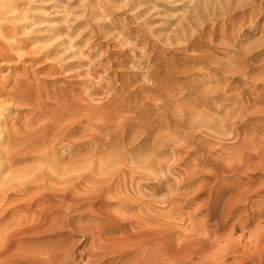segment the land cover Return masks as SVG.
<instances>
[{
  "label": "rangeland",
  "instance_id": "obj_1",
  "mask_svg": "<svg viewBox=\"0 0 264 264\" xmlns=\"http://www.w3.org/2000/svg\"><path fill=\"white\" fill-rule=\"evenodd\" d=\"M3 1H5V0H2V2ZM6 1L7 2L10 1L9 3H13V4L16 2H20L21 4L17 8L18 10H15L14 12L9 13L7 8H3L0 10V44H4V45L16 44V40H19V39L33 40L34 37L41 36L42 33L41 32L38 33L40 30L45 29L46 27H49V26H54L55 24H62V25L64 24V25L71 27V29H72L71 33H73V36L71 38L68 36L65 38V36H63L61 38H65V39H62V40L69 42V39H70V41H72L71 39H73V42H74V40H76V37H77V39L79 37L80 40L78 39L76 42H74V44L75 43L77 44L80 41L85 42V43L81 42V45L78 47L79 49L81 47L83 49L85 48L86 50L91 49L92 51L97 52V54L94 53V55L91 57L89 54L86 53V55H88L89 58H88V56H85V57L82 56L83 58L78 56L79 58H82V59H79V58H77V56H76V58L74 56L73 57L74 60L84 61V62L88 63V62H90V60H93V61L96 60V58L98 61H100L103 57L104 66L109 67L110 70L106 71L105 73H101V74H102V76H103V74L109 75L110 78H112L116 81L117 85L121 86L119 88L117 87V92H119L122 97L126 98L129 95V91L131 90V89H129V87L125 91L123 90V88H124L123 83L127 82V80L129 82V79H130L134 85H136L139 82L152 84V79L146 80L143 76V73L146 74L148 72V70L150 71V69L152 70V69H154V67H156L158 69L163 70L162 73H160V75H159V79L157 78L158 82H161L162 80L167 79V78H165L166 72H169L172 69V67L174 66V63L176 62V65L179 66V69H177L178 75H176L177 72L172 73L173 75L170 74V78H169V80H166L167 81L166 84H168L167 85L168 90L173 92V89H175L174 93L176 94V96L174 93L171 92L172 95L174 94L173 97H176V98L179 97V99L183 100V101L181 100V103H180L178 98L175 99L176 104L174 101L172 107H169L170 110L168 109V107L167 108L166 107H158V109L156 107V111H158L157 115L155 114V112H156L155 107H151V109H150V107L144 108V110H146V109L147 110L145 112L144 111L140 112V113H142V115H144V117L141 116L140 113L137 114L138 116H140V118H138L137 115L134 116L135 114H133L134 113L133 112L132 113L133 116H132V114L131 115L129 114L130 115L129 121L133 117H135V119L134 118L132 119L133 122H128L126 124V128H125V126L123 128L122 124H120L118 127H117L118 124L116 126L113 125L114 128L112 127L113 129L108 132L109 135H107V133H106L105 138L103 137V139H102V143L108 141L107 139H109V141L105 143V144H109V145H104L105 147L106 146H108V147L107 148L102 147L103 149L101 148V150L105 149V152H107L108 154L114 153L113 154L114 156H116L118 154L117 157L118 156L119 157H121V156L125 157V155L130 157V155L133 154L131 156L137 157V158L140 156L139 158H143L144 155H146L145 157H147L148 155H149L148 157H152V156L156 155L157 157L156 156L154 158L152 157V159L156 158L155 161H157V163H158V165L155 166V168L156 167L157 168H156L154 176H159V175L160 176L155 177V179H154L155 182L152 179L151 180L150 179H142L143 182L140 180V182H142L143 184L141 183L142 185H140L139 187L142 188L144 186L142 189H145V190H142L140 188V190H139L140 193H138L140 195L131 193L132 196L129 197L127 194L126 195L125 194L120 195V193L115 191V190L119 189L118 186L120 184H123V181L127 178L125 175H128V182H129L130 181V178H129L130 175L127 173L125 175H122L123 177L121 176L119 178H116L114 180V183L112 184V188L110 190L106 191L107 193L106 192L104 193L103 197H105V200H104V198H102L103 200L98 199V200H92L91 202L83 201V202H81V204H83V205H81V207H79L80 204L77 205L78 207L75 206L72 209L73 210L72 212H71V210L70 211H65V210L59 211V210H57V212H54L55 217L52 214L53 218H52V215L50 216V218H52L54 220L57 216V220L59 219V221H57V222H59V223H62V221L64 222L66 219H68L66 223L69 222V224H68L69 226L66 224V226H64V227H66L65 229H64V227H62V229L60 228V229L55 230L56 232L54 231V233L53 232L44 233L43 235H41V238L38 241L33 242L32 244H35V245L38 244V246H40L42 249H45L47 251L55 248V246L56 247L58 246L57 247L58 249H60L64 246V248H67V249L65 251V249L63 248V250H64V252H67L68 256L70 255L69 256L70 258L66 259L63 256V258H65V259H63L61 257V259H60L61 264H62V262H63V264H73V263L74 264H80L78 262H81V264H84L85 262L86 263L89 262L90 257L87 255L88 254L87 252L91 248V242H92L91 235H92V233L96 232L97 229L99 230V229L106 227V226H112V223L114 221H118L123 216L122 219L124 218V220H122V219L119 220V222L124 221L123 224L127 225L124 228H122L123 231L126 230L127 232H129V231L138 230L139 227L135 228L136 226H138L137 222L138 221L140 222V219L144 215L148 214L147 216L150 217L151 219L153 218V216H155L151 220L152 224L154 223L152 221H156V219L159 218L158 219L159 222L154 223L155 226L150 224V227L152 229L156 228L155 231L158 229L157 232L162 233L163 230L167 229V232H168V229L170 228L169 232H171V234H169V235L171 237L170 236L169 237H170V240L173 239V240H171L173 242L172 243L173 249H177L175 247H176V245L178 247L179 243H180L179 244V246H180L181 244L188 242L187 244H189V245L185 244V245H187V248H189V249H187L189 251L188 254L190 255L191 253H193L192 255H194V256L190 255L191 261L189 260V261L185 262L184 264H186V263H188V264H206V263L207 264H209V263L218 264V263H220V261L218 262V260H220L219 258H221V257H223L222 262L224 264H240V262L244 258L247 259V261L251 260V258L248 257V255H250V256L253 255V254H251V252L253 253V251H254V249H253L254 247L252 245L255 242L254 235H257L260 232L262 237L264 238V216H262V215H264L263 214L264 212H262V211H264V170H263L264 167L262 166V167H260L261 168L260 169V168H256V166H253L250 169H248V171L244 170L245 172L243 170L238 171V169H236V170H233V171H235L233 173H232V170H230V167H232L234 169L236 167L240 168L241 166H239V165H241L242 163H244L246 161L251 162V160L254 158L251 155H255L256 154L255 152H257V154L260 153V155H262L261 153H264V150H263L264 149V143H263L264 142V124H263L264 123V111H263L264 103H262V102H264L263 101L264 100V81H263L264 79L263 80L261 79V77L264 78V72H263V68H262V67H264V62H262V60L264 61V58H263L264 54L262 53V52H264L263 51L264 50V46H263L264 45V37H263L264 36V11H263L264 10V8H263L264 7V0H244V1L243 0H232V1L222 0V2H219L220 0H63V1H60V0H6ZM232 2H234L233 5H231ZM0 3H1V0H0ZM51 3H52V5H51ZM55 3H57V4H55ZM261 4L263 6H260ZM252 5H254V6H252ZM59 9H60V11H59ZM245 9H246V12H245ZM23 10L25 12H23ZM257 10H258V12H257ZM235 12H237L238 14ZM241 12L242 13L244 12V14H242ZM230 13L232 14V17L233 16H235V17L231 18ZM234 13H235V15H233ZM245 13H247V18L248 19L250 18V20L245 18L246 17ZM56 14H59V16ZM225 15H228V16H225ZM25 16H29V17H25ZM237 16H239V17H237ZM241 16H242V18H241ZM24 17H25V20L23 19ZM233 19L235 21H233ZM253 20L256 22H254ZM227 21H229V24ZM230 21H231V23H230ZM250 21H252L253 24ZM56 22H58V23H56ZM215 22L217 24H215ZM48 23H49V26H48ZM193 23L195 26L192 25ZM202 24L205 25L203 27L206 30L204 28H202V26H201ZM213 24H215V25L213 26ZM219 24H221L222 27H224V29L223 28H220L221 30L218 29ZM225 24H228V25H225ZM230 24H232V25H230ZM238 24H239V27H238ZM22 26L27 27L26 28L27 31L25 30L26 32L24 31L25 32L24 34L20 33L17 36H15L14 34L16 32H15L14 28L18 29V27H22ZM227 26H230L232 28H230V27L228 28ZM201 28L205 31H203ZM183 29H184V31H182ZM199 29H201V31H202L201 33H200ZM84 30H85V33L83 35L82 32H84ZM197 30L199 31V33L196 32ZM207 30H208V32H207ZM210 30L214 31L213 34L217 31L216 36H215V34L213 35L212 32H210ZM224 30H226V32L228 31L227 32L228 34L225 33ZM185 31H187V33ZM230 31H232V32L229 33ZM193 32H195V34ZM218 32H219V35H217ZM220 32H222V35ZM2 33L6 34V36L8 37L7 38L8 40H6L4 37H2ZM80 33H81L82 37H80L81 36V35H79ZM188 33H189V35H187V37H186V34H188ZM176 34H178V36ZM192 34H193V36H195V38L192 36ZM207 34L209 35V36H207L208 39H206L207 37H205V35H207ZM13 35L17 38H11ZM85 35H86V37H85ZM199 35L202 38H200ZM210 35H212L213 37L211 38ZM179 36H180V38L182 36V38L179 39ZM221 36H223V37H221ZM228 36H229V38H228ZM217 37H218V39H217ZM61 38L59 39V41H62ZM199 38H200L199 41H201V43L198 41ZM169 39H173L172 40L173 42L169 41ZM183 39H185V40H183ZM188 39H191V40L194 39L192 42L193 47L191 46V48L188 49V52L182 53L183 55L180 56V58L174 59V61H171L168 59L166 61H164L163 60L164 56H162V59L160 60L161 47H172V45H170L171 43H173V44L177 43L178 44L179 42H177V41H181V40L183 42H180V43L185 44L184 41H188ZM195 39L197 40L196 42H195ZM202 39L204 41H202ZM224 39H226V40H224ZM120 40L122 42H120ZM50 42L54 43V41H50ZM50 42L45 43V45L48 46ZM119 42L123 45L122 47H121ZM17 43H18V41H17ZM52 43H50V44L52 45ZM56 43H58V42L56 41ZM56 43H54V44H56ZM195 44H197V46H195ZM198 44H200V45H198ZM45 45H44V43L38 44V46H40V47H43ZM67 45H69V44H67ZM38 46L37 45L33 46L31 43V44H29V46L25 47L24 50H21V51L24 53H29L31 51V49H34L33 51H37V49L39 48ZM123 47L126 50H124ZM131 47H135L136 50L131 48ZM198 47H200L199 50L196 49ZM29 48H31V49H29ZM62 48L65 49L66 46L62 47ZM192 49L193 50L195 49L197 51H195V50L193 51ZM73 50L75 52V49H73ZM76 50H77V48H76ZM91 50H89V51H91ZM21 51H18V53ZM8 52L11 53L12 51H8ZM123 52H126V53L124 55H122ZM134 52L138 54V57L143 56L144 62H139L138 61L139 59H137V58H135L133 60V55L135 54ZM241 52L243 54H241ZM247 52L250 53L249 56L250 55L251 56L248 57L249 60L247 61V63H246V61H245V63H243L244 61L241 59H243V58L245 59V56L247 58ZM253 52H255V53L253 54ZM16 53H14V52L11 53V55L15 58V59H13V61H10V62L9 61H5V62L0 61V66L3 65L6 68H8L6 71L0 72V74H1L0 76L1 77L2 76L6 77L9 75L11 76L9 86L12 85L11 83H13L14 79H15L14 73L11 71L12 67H14L16 65V63L18 62L17 60L20 57V54L18 56V54H16ZM238 54L240 55V57H235L236 55L239 56ZM261 54H263V55H261ZM242 55H244V56L241 57ZM258 55H260V56H258ZM25 56H27V54ZM234 57H235V59L238 58L239 60L242 61V63L240 61V63L242 65H240V63L238 64V66L240 65L239 70H236V66H234L235 64H237L236 61L238 60V59L235 60ZM87 58H88V60H87ZM84 59H86V60H84ZM117 59L124 63V67L114 65L113 61L117 60ZM232 59H234V60H232ZM260 59H261V62H260ZM257 60L259 62H257ZM234 61H235V64H234ZM49 62H51V59ZM17 66L19 67V69L17 70L18 73H21V75L24 74V72L22 71V66L21 67H20V65H17ZM110 67H112V68H110ZM220 67H222V68H220ZM183 68H185V70ZM218 68H220V70ZM229 68H230V70L232 69L233 71L231 70L228 73L227 70H229ZM243 68L246 69V71L243 70ZM259 68H261V69H259ZM141 69H143V70H141ZM146 69H147V71H146ZM221 69H224V70L221 71ZM234 69L236 71H234ZM186 70L188 72H186ZM258 70H261V71H258ZM137 71L139 73H141L140 71H142V74H140V76L135 77L134 74L137 73ZM244 71H245V74L241 75V73H244ZM253 71H255V72H253ZM191 72H193V73H191ZM231 72H233V73H231ZM236 72H240V73L238 74ZM246 72H247V74H246ZM230 73L233 75H230ZM253 73H255V74H253ZM259 74H262L263 76L262 75L260 76ZM86 76L87 75H80L79 76L80 79L84 77L85 78V79L83 78L84 80L83 79L80 80L79 77L75 78V80L79 81L80 83L79 84H73V87H71V88H69L70 86L68 84L64 83V82H66L64 80L61 82L56 81V80L55 81L54 80L53 81L48 80L47 83L46 82L41 83L40 86L43 90H50L53 92V89H54L53 85H56L57 87H66L67 89L69 88L68 90L73 91V94H75V95H81V94L89 95V93H90L89 90L91 87H93V81H97V80H95L93 77H90V76L86 77ZM40 77H42V75H40ZM162 77L164 79H161ZM136 79L138 82L136 81ZM86 80L88 81V83L85 82ZM145 80L148 82H146ZM143 81H145V82H143ZM56 83H58V84H56ZM169 85L170 86L173 85L175 88H173V86L169 87ZM6 86H8V83L6 84ZM77 86H79V87H77ZM84 86H87V87H84ZM220 88H221V90H220ZM178 92H181V94L183 92V94L180 95V93H179V95H178ZM91 94H93V93H91ZM202 95H203L204 99L202 98ZM93 96L94 97L97 96V98L93 99ZM198 96H200V97H198ZM239 96H244V98L248 101V104L250 106H252L248 113L243 114L244 116L243 115L239 116V111L236 110V108H237V106H236L237 101L236 100L238 99ZM91 97H92L90 99L91 101H93V100L97 101V99H99V96L95 95V94L91 95ZM206 97H207V99H206ZM257 98H259V99H257ZM260 98H261V101H260ZM256 99L258 101H256ZM0 100H1V98H0ZM159 101L160 100H158V101L154 100V102L156 104H160L161 101L160 102ZM253 102H255V103H253ZM178 107L180 108V110L178 109ZM1 108H9V107L8 106L3 107V105L1 107V104H0V109ZM48 108L47 109L51 112V111L56 110L54 108H57V107L55 106V107H48ZM167 109H168L169 113L166 112ZM176 110L177 111L179 110V111L177 112ZM152 111L154 112V114ZM161 111L165 112V114ZM252 111H253V113H251ZM175 112H176V114H173ZM258 112H260V113H258ZM19 113H20L19 111H11V110L10 111H5V110L2 111V110H0V129H1L0 132L2 133L1 134V140L2 141L0 142V149H2V150H6V147H7V141H8L7 140L8 139L7 130L9 131L12 128V125L14 122L13 120H15L18 116H22V113H20V114ZM178 113L180 116L178 115ZM234 113L235 114L237 113V114L235 115ZM249 113H250V115H249ZM150 114H151V116H149ZM226 115H229V116H226ZM145 116H147V118ZM155 116H157V117H155ZM181 116H182V118H181ZM201 116L203 118H201ZM249 117H250V119H249ZM137 118H138V121H137ZM156 118H157V120H156ZM161 118H163V119H161ZM193 118H194V120H193ZM139 119H140V121H139ZM160 119L164 120V121H161ZM229 119H231L232 121H230ZM147 120L151 121V123L149 121L148 122L150 124L148 122H146ZM242 120L244 123L242 122ZM159 121H161V123ZM173 121H175V122H173ZM198 121H200V122H198ZM138 122H139V126H138ZM172 122L176 123V124H173ZM219 122L224 124V125L220 124ZM130 123H132V124L130 125ZM145 123H148V124H145ZM171 123H172V125H171ZM180 123L181 124L183 123L182 125H183V127L185 125L186 129H185V127L184 128L182 127L179 131V125H180V127L182 126ZM161 124H162V126H161ZM186 124H188V125H186ZM232 124H234V125H232ZM84 125L83 124L79 125V129L76 132H73V151H71V149L67 145L68 143H65L63 141H61L62 144H60L61 142L58 143L55 152L57 155H59L58 156L59 158L61 157L65 160L64 163L62 164L63 167L69 165V164H67L69 162V160H68L69 156L70 157L75 156V157H73V162H74L79 158L78 154L84 153L85 155H87L88 151H90L92 149L91 148L92 145L88 142L89 135H90V134L88 135V133H91V131H89V130L85 131V128L87 125H85V126ZM166 125H170L171 127L166 126ZM211 125H212V127H211ZM232 126H234L237 129H235ZM146 127L148 129L150 128L149 129L150 131L147 130ZM2 128H3V130H2ZM127 128H129V129H127ZM143 128H145V129H143ZM228 129H229V131H228ZM234 129H235V131L238 130V132L235 133ZM129 130H130V132H128ZM151 130H152V132H151ZM160 130L162 131V133L165 132L164 134H161V135H162L163 139H165L166 142L167 141L169 142L170 145L169 144L166 145L168 149L165 148L164 146L161 148L163 150L166 149L167 152H164V154L160 153L159 155H157L158 153L157 154H155V152L153 153V145L155 144V139H154V138H156L155 133H156V135L157 134L159 135L161 133ZM115 131L118 133H116ZM142 131H145V133ZM110 132H112V133H110ZM136 132H138L137 133L138 136H142L140 139H138L139 137L137 136ZM146 132H148V133H146ZM181 132H183V133H181ZM221 132H223L222 133L223 135H221ZM232 132L234 133V135L232 134ZM115 133H116L115 138L113 137V139H111L112 137L110 136V134L115 135ZM151 133H153V134H151ZM216 133H217L218 138L216 137ZM145 134H149V135L151 134V136L145 135ZM168 134H169V136H168ZM224 134H226V135H224ZM231 134H232V136H231ZM238 134L241 135L242 137L239 136ZM252 134H253V136H252ZM165 135L167 136V139H169V138L170 139L167 140ZM107 136H109L111 138H108ZM214 136H215V138H214ZM220 136H223L224 138L220 137ZM225 136H226V138H225ZM116 137L118 138L117 140H116ZM246 137H248V138H246ZM232 138H233V140H232ZM235 138H237V139H235ZM224 140H225V142H224ZM245 141H247V142H245ZM257 142H260V143H257ZM221 143H223V145ZM230 143H231V145L232 144L233 145L230 146ZM234 143H236V145H234ZM262 143H263V146H262ZM226 144L229 145L230 147L229 146L227 147ZM168 146H171V147H168ZM260 146H261V148H259ZM173 147L174 148L176 147L179 151L177 149L173 150L174 149ZM219 149H221L222 151ZM243 149H244V151H243ZM40 150H42V149H40ZM114 150H115V152H114ZM240 150L242 151V153L241 152L239 153ZM253 151H254V153H253ZM151 154H152V156H150ZM242 155H243L244 159H242ZM245 157H247L248 160ZM240 158H241V160H240L241 162L239 161ZM249 158H251V160ZM263 158H264V155H263ZM74 159H76V160H74ZM230 160H232V161H230ZM223 161H225V162L223 163ZM39 164H40V162L31 160L29 162H26V165L24 163L20 166L23 167V165H24L25 168H28V167L31 168V167H36ZM161 165H163V167H164L163 170L160 168ZM221 165L223 166V169H222ZM165 166L166 167L168 166L167 169H169V167H170L171 168V169H169L170 171L169 170L166 171ZM24 167L23 168L19 167V168L24 169ZM255 168H256V170H253ZM251 169L253 171H251ZM82 172L83 171H81V170L75 171L73 169V175L75 173H78V174H75L76 175L75 177H77V175L80 176L79 174ZM142 172L146 173V170H143ZM162 172L164 174L163 176L161 174ZM236 172L239 174H237ZM234 173H236V174H234ZM242 173L245 175H243ZM8 174H9L8 172H5L3 174V177H2L3 179L0 178L1 179L0 180V186L2 185L1 183H4V179L8 176ZM165 174L166 175L168 174L167 178L169 179L166 182H165V178H164ZM94 177H100V176L96 175ZM122 178L124 180H122ZM160 179H161V181H160ZM119 180H121V181H119ZM156 180L160 181L161 185L163 182H165L166 184L163 183V185L165 184L166 186H168V189H167V187H165L163 185L160 186L159 185L160 182H158V181L156 182ZM79 181H77V187L78 188H75L73 190V196H75V194L77 196H81L82 195L81 193H83V195H84L85 194L84 191L87 192V190H88L87 187L92 188L94 186L93 183L95 182V180H93V179H88L86 181H81V180H79ZM144 181H147V182L145 183ZM86 183H88V184H86ZM91 183L93 186L91 185ZM117 183H118V185H116L117 187L114 186ZM147 183H152L153 188L146 187L144 184H147ZM78 184H80V185H78ZM84 184H86V185L84 186ZM169 185H170V187H169ZM82 187L84 188V190ZM163 187H164V190H163ZM91 188H89L88 191H91ZM166 189L169 191H167ZM37 190H38V192H36V194H34L33 192L31 193V191L35 192ZM240 190H242V191H240ZM23 192H24V194H23ZM23 192H19V193L15 194L13 196H10L9 198L4 200L3 208L5 210V207H6V211L8 209H9V211H7L6 213H2L3 215H0L1 217L5 216V214H8V213L11 214L9 216V219L17 217V216L30 217V216L35 215V212L37 210H39V208H43L42 205L40 206V205L36 204L32 210H30V211L26 210L25 211L24 208H26L27 205L32 202V199L25 198V196L27 197L26 194L31 193L28 196L33 198V199H36V197H33L32 194H34V196L37 195V197H39L41 195V191L39 192V189H36V190L33 189V190H29V192L26 190V193H25V191H23ZM78 192L81 195L78 194ZM141 192L143 194H141ZM151 192H153L154 195L151 194ZM240 192H242L243 194ZM8 193H9V191H8ZM147 193L152 195V196L150 195L152 198L149 196L150 197L149 202L147 201V200H149L148 195H147L148 198L144 197V196H146ZM164 194H165V196H164ZM21 195H22V197H21ZM234 195H235V198L237 199V201L235 200L236 201L235 207L236 208L239 207V209L236 210V208H235L233 210L234 212L231 215H229V218H227V221L224 225V228H220V232H219V228H218V230L216 228H217V226L219 227V225H217V224L219 223V221L223 217V215H221V214H223L225 212L224 208H223L226 206L225 201L227 202L228 198H230ZM242 195L244 196V198H240V197H243ZM18 197L19 198L21 197V200H23L24 202L23 201L20 202V200H17ZM116 197L118 200L116 199ZM131 197L136 198V200L134 199V201H133V199ZM119 198L121 199V201L119 200ZM142 198H144L146 201L143 200ZM165 198L167 199V202H169V203H167L165 201L166 200ZM246 198L248 199L247 203L245 202ZM124 199L126 200V202H123V201H125ZM151 199H153L155 201V203H153V205L151 203V202H153V200H151ZM6 202L9 204V206H8V204H6ZM9 202H14L15 205L16 204H18V205H16V206L12 205L14 203H9ZM132 202H134V203H132ZM135 202H136V204H135ZM137 202H138V204H137ZM140 202H141V204H140ZM156 202H157V204H156ZM25 203H27V204H25ZM168 204H169V206H168ZM23 205H24V208H21V206H23ZM142 205H145L144 207L146 208V210H145V208H143ZM148 205H150V206H148ZM156 205L159 207H157ZM165 205L168 207L166 208ZM133 206H134V208H132ZM244 207H245V209H244ZM87 208H88V210H87ZM155 208H157L158 210ZM170 208H172V210H170ZM227 208H228V206L225 209H227ZM138 209H139V211H138ZM147 209L149 211L148 213L146 212ZM159 209H161L162 211ZM167 209H169L168 214H167V211L165 212V210H167ZM103 210H104V212L107 211L106 214L109 212L110 215L106 216L104 212H101ZM140 210H142V212ZM81 211H85V212L81 213ZM247 211L250 213H248ZM58 212H60V213H58ZM69 212H71V214H70L71 216L73 215L72 216L73 219L70 215H69L70 218L67 216L69 214ZM134 212L135 213L137 212V213L134 215ZM153 212L156 215H154ZM251 212L254 214L252 217L253 219L250 218V222L248 221L249 223H246V225L244 223H241L240 221H242V219H243L242 222H245L244 220L249 218V215L252 214ZM98 213H100V215H98ZM56 214H60V215H56ZM63 214H64V216L62 217ZM131 215H133V217H135V219H137L138 221H135V219H133V217L131 218ZM136 215L138 216V218H136L137 217ZM139 215H140V217L142 216L140 219H139ZM159 215H161V216L159 217ZM207 215L208 216L210 215V216L208 217ZM239 215H240V217H239ZM257 215H259V216L257 217ZM108 216L109 217L111 216L110 218L113 221L111 219H109ZM113 216H115V217L118 216L117 219L118 218L119 219L115 220L116 218ZM167 216L168 217L170 216L169 218H171V219H169ZM219 216L221 218H219ZM165 217H166L167 222H168L167 225L169 226V221H170L171 227H168L167 225H165L166 227L164 225L162 226V224H164L163 221L166 220ZM242 217H244V218H242ZM2 218H4V217H2ZM2 218H0V220ZM143 218H146V217L144 216ZM150 218H148V219H150ZM174 218H177V219H174ZM208 218H210V219H208ZM256 218H258V219L260 218L259 221ZM9 219L7 218L6 220H9ZM238 219H240L239 222H237ZM70 220H72V222H74V223H71ZM171 220H174V221L171 222ZM229 220H231V221H229ZM178 221H180V222H178ZM125 222H127V223H125ZM181 222H183L184 224ZM54 223H56V219H55ZM77 223L79 225V229H78V225H77V228H74V225H76ZM114 223H116V222H114ZM237 223L238 224L240 223L239 226L241 228L238 226ZM156 224H159L162 227H159V226L157 227ZM181 224H182V227H181ZM241 224H242V226H241ZM67 226L68 227L72 226V229H71V227L68 228ZM262 226H263V228H260ZM81 227L83 229L85 227L86 231L80 230V229H82ZM91 227H95V228H91ZM87 228H89V229H87ZM160 228H163V230ZM154 229H153V231H154ZM254 229H255V231H252ZM262 229H263V231H262ZM233 230H235V231H233ZM91 231H93V232H91ZM217 231L219 232V236L221 235L220 236L221 238L220 237L217 238V236H218ZM249 231H252V232H249ZM256 231L257 232L259 231V232L256 234V233H254ZM71 232H73V233H71ZM205 232H207V233H205ZM222 232L225 233L224 235L227 236L226 237L227 239L224 238L225 236L222 235L223 234ZM84 233H86V236L84 235ZM88 233H89V235H87ZM232 233H234V234H232ZM242 233H243V235H242ZM244 233H246V235ZM248 233L254 234L253 236L251 234V236L254 237L253 241L250 242L251 245L249 244V241H248V240H251V238H250L251 236ZM207 234H209V237ZM215 234H216V236L213 237ZM54 235H56V236H54ZM188 235H189V237H188ZM196 236H199V238ZM192 237H194V238H192ZM175 238L178 240V244H176L177 240ZM184 238L185 239L188 238V241H186ZM207 238H209V239L207 240ZM212 238H214V239L212 240ZM215 238L217 240L218 239L219 240L217 241ZM238 238L241 240H239ZM248 238H250V239H248ZM180 239L182 240V242H179V241H181ZM196 239H197V241L195 242ZM200 239L202 240V243H200L201 242ZM210 241L211 242L214 241L216 244L214 243V245H212V243ZM237 241L238 242L240 241L241 243H238ZM174 242H176L175 243L176 245L174 244ZM209 242L211 244H209ZM74 243L76 244V246H73V245H75ZM61 244H63V245H61ZM158 244L161 247L163 243H158ZM71 245H72V247H71ZM185 245H183V246H185ZM202 245H203V248H202ZM208 245H212V246L216 245V247L215 248L213 247L212 250H211L212 247L209 249H206ZM189 246H191V247H189ZM261 246L263 247L264 243ZM48 247H49V250H48ZM185 248H186V246H185ZM247 248H249V249H247ZM120 249H122V247L121 248L117 247L118 252H121V254L123 256L118 252H117V254L113 253V254H111L112 256L110 255L109 257H107V258L112 257L109 261H107V262L104 261L106 263L103 262L101 264H143L144 261H145L144 262L145 264H151V263L152 264H156V263L157 264H159V263L165 264V262H166L165 260H164L165 262H162L161 256H163L164 254L163 253L161 254L162 251H160V254H159V251H155L156 248L151 249L150 250L151 252H149V253L147 252L148 254L152 253L153 255H158V257L155 258L156 262L154 261L153 256L150 257L147 254L144 256V258L143 257L140 258V260L141 259H143V260L136 261V260H138V258L136 256L138 252L135 250L136 248H134V247L127 249L128 250V251L126 250L127 252L124 250V253L126 255H124V253H122L123 251H119ZM73 250L75 252H73ZM190 250H191V252H190ZM222 250H224V251H222ZM61 251L62 250H60V252ZM68 251H70V252L68 253ZM245 251H247L248 253L250 252V253L247 254V253H245ZM197 252L199 254H197ZM209 252H212L211 255H213V256L212 257L210 256L211 257L210 259H211V261L215 260L214 262L213 261L211 262L210 260L206 261L207 259H209V255H210ZM82 253H83V255H82ZM202 253H203V255H202ZM72 254L75 257H73ZM76 254H78V255H76ZM114 254H116V255H114ZM246 254H247V256H246ZM205 255L208 256V258ZM114 257H115V259H114ZM216 257H217V259H216ZM224 257H225V259H224ZM150 258L153 259V261H151V260L147 261ZM216 260L218 263L216 262ZM67 261H68V263H67ZM76 261H78V262H76ZM64 262H66V263H64ZM170 263L176 264L174 261H172V262L170 261ZM166 264H167V262H166ZM246 264H251V262L249 261Z\"/></svg>",
  "mask_w": 264,
  "mask_h": 264
},
{
  "label": "bare ground",
  "instance_id": "obj_2",
  "mask_svg": "<svg viewBox=\"0 0 264 264\" xmlns=\"http://www.w3.org/2000/svg\"><path fill=\"white\" fill-rule=\"evenodd\" d=\"M60 1H63V0H60ZM232 1V0H230ZM229 1V2H230ZM244 1V0H243ZM10 2V1H9ZM7 2L6 0L2 2L1 0V3H0V10L3 9V8H7L9 13L10 12H14L15 10H18V6L21 4L20 2H16V3H9ZM48 2V1H47ZM219 2H222V0H220ZM224 2V1H223ZM247 2V1H246ZM254 2V1H253ZM257 2V1H256ZM263 2V1H262ZM54 3V2H53ZM58 3V2H57ZM55 3V4H57ZM234 2H232L231 5H233ZM23 4V3H22ZM52 5V3H51ZM69 5V4H68ZM250 6V5H249ZM254 6V5H252ZM257 6V5H256ZM260 6H263L262 4ZM230 7V6H229ZM24 8V7H23ZM264 8V7H263ZM241 9V8H240ZM249 9V8H248ZM262 9V8H261ZM26 10V9H25ZM53 11V10H52ZM60 11V9H59ZM248 11V10H247ZM264 11V10H263ZM23 12H25L23 10ZM22 12V13H23ZM31 12V11H30ZM228 12V11H227ZM245 12H246V9H245ZM258 12V10H257ZM261 12V11H260ZM7 13V12H6ZM237 13V12H235ZM235 13L233 15H235ZM242 13V12H241ZM25 14V13H24ZM23 14V15H24ZM27 14V13H26ZM62 14V13H61ZM231 14V13H230ZM238 14V13H237ZM244 14V12L242 13ZM246 14V17L247 18V13ZM48 15V14H47ZM59 16V14H56ZM259 15V14H258ZM137 16V15H136ZM225 16H228V15H225ZM230 16V15H229ZM249 16V15H248ZM261 16V15H260ZM25 17H29V16H25ZM25 17L23 18L25 20ZM231 18L235 17L233 16L232 17V14L230 16ZM239 17V16H237ZM251 17V16H250ZM53 18V17H52ZM58 18V17H57ZM242 18V16H241ZM238 19V18H237ZM244 19V18H243ZM248 19V18H247ZM252 19V18H251ZM23 20V21H24ZM218 20V19H217ZM216 20V21H217ZM225 20V19H224ZM232 20V19H231ZM250 20V18L248 19ZM258 20V19H257ZM27 21V20H26ZM40 21V20H39ZM58 21V20H57ZM192 21V20H191ZM220 21V20H219ZM233 21H235L233 19ZM243 21V20H242ZM245 21V20H244ZM254 21V20H253ZM214 22V21H213ZM222 22V21H221ZM220 22V23H221ZM225 22V21H224ZM223 22V23H224ZM228 24H229V21H227ZM252 22V21H250ZM256 22V21H254ZM58 23V22H56ZM197 23V22H196ZM231 23V21H230ZM237 23V22H236ZM240 23V22H239ZM200 24V23H199ZM215 24H217L215 22ZM213 24V26L215 25ZM222 24V23H221ZM219 24V27L218 29L220 28H223L222 25ZM228 24H225V25H228ZM234 24V23H233ZM253 24V22H252ZM256 24V23H255ZM46 25V24H45ZM54 25V24H53ZM194 25V23L192 24ZM232 25V24H230ZM4 26V25H3ZM37 26V25H36ZM44 26V25H43ZM48 26H49V23H48ZM78 26V25H77ZM195 26V25H194ZM202 28H204L203 26L205 25H201ZM221 26V27H220ZM200 27V26H199ZM207 27V26H206ZM217 27V26H216ZM228 28L230 26H227ZM238 27H239V24H238ZM237 27V28H238ZM241 27V26H240ZM27 27H18L17 28H14L15 29V36H17L18 34L22 33L24 34L27 30H26ZM79 28V27H78ZM77 28V29H78ZM192 28V27H191ZM201 28V29H202ZM208 28V27H207ZM232 28V27H230ZM4 29V28H3ZM13 29V30H14ZM89 29V28H88ZM87 29V30H88ZM200 30V33L202 32ZM205 29V28H204ZM214 29V28H213ZM234 29V28H233ZM26 30V31H25ZM90 30V29H89ZM180 30V29H179ZM203 30V29H202ZM206 30V29H205ZM203 30V31H205ZM221 30V29H220ZM227 30V29H226ZM225 31V33H227ZM25 31V32H24ZM184 31V29L182 30ZM181 31V32H182ZM223 31V30H222ZM233 31V30H232ZM232 31H230L229 33H231ZM235 31V30H234ZM14 32V31H13ZM42 33L41 36H38V37H34L33 40H28V39H19V40H16V44H10V45H4V44H0V61H13V59H15L11 53L14 52L16 54H20V57L19 59L17 60L18 62L16 63V65L14 67H12V72L14 73V76H15V79H14V82L11 83L12 85L9 86V82H10V79H11V76H6V77H1L0 76V104H1V107L3 105V107L5 106H8L9 108H1L0 110L2 111H19L20 113H22V116H18L15 120H13V125H12V128L8 131L7 130V133H8V141H7V147H6V150H2L0 149V178L3 177V174L5 172H8V176L4 179V183H1L2 185L0 186V215H3L2 213H6L7 211H9V209L6 211V207H5V210L3 208V202L5 199L9 198L10 196H13L19 192H23L25 191L26 193V190L29 192V190H36V189H39V192L41 191V195L39 197L34 196V194H36L37 191H31V193L33 192L34 194L33 197H36V199H33L31 197H29L28 195L30 194H26L27 197L25 196V198H29V199H32V202L29 203L27 205L26 208H24V205L21 206V208H24V210L26 211H30L33 209V207L38 204V205H42L43 208H39V210H37L35 212V215L33 216H30V217H25V216H17V217H14V218H10L9 219V216L11 215L10 213L8 214H5V216H2L4 218H2L0 216V218H2L0 220V264H59L60 263V259L61 257L63 258V256L68 259L70 258L67 254V252H64L63 248H60L58 249L56 246L55 248L53 249H50L49 250V247H48V250H45V249H42L40 246L35 245V244H32L33 242H36L38 241L40 238H41V235H43L44 233H50V232H53L57 229H62V227L66 226V224L68 225L67 220L66 219L64 222L62 221V223H59L57 221H59V219L57 220V216H56V223L55 222V219L53 220V215H54V212H57V210L59 211H70L71 212L73 211L72 209L76 206L78 207L77 205L80 204L79 207H81V202L83 201H86V202H91L92 200H98V199H102L104 198L105 200V197H103L104 193L108 190H110L112 188V184L114 183V180L116 178H119L121 177L122 175H125V174H129V178H130V181L128 182V175H125L126 179L124 180L122 178L123 181V184H120L118 186L119 189L115 190L117 192L120 193V195H123V194H127L129 197L132 196V194H138L140 193L139 190L141 187H139L140 185H142L143 183V180L142 179H152L154 180L155 177H159V176H154L155 175V171H156V168L155 166L158 165L156 158L155 159H152V157L154 158L157 154L159 155L160 153H163L164 152H167L166 149L163 150L161 149L163 146L165 148H167L166 145L169 144V142L165 141V139H163L162 135L161 134H164L161 133L157 136L156 133H155V136L156 138L155 139V144L153 145V153L155 152V156H152V154L150 156L152 157H145L146 155H144L143 158H137V157H133L131 155L133 154H129L130 157H128L127 155H125V157H117L114 156L112 154H108L107 152H105V149L104 150H101V148L105 147L104 145H109V144H105L106 142L109 141V139H107L108 141L106 142H103L102 143V139L103 137L105 138V134L112 130L114 127L113 125H117V127L122 124L123 125V128L125 126L126 128V124L128 122H133L132 119L135 117H133L130 121H129V116L133 113L135 114L134 116H136L138 113L142 112V111H146L144 110V108H147V107H155V111H156V107L158 109V107H172L173 105V102L175 101V99H179V97H173V95L175 94L174 93V90L173 89V92L168 90V87L166 84V80H169L170 78V74L173 75L172 73H175L177 72L179 69V66L176 65V62L174 63V66L172 67V69L169 71V72H166L165 74V78H167L166 80H160L161 82H158L157 78L159 79V75L160 73H162L163 70L161 69H158L156 67H154V69H150V71L148 70V72L145 74L143 73V76L146 80H150L152 79V84H147V83H135L136 85L133 84V82L129 79V82L127 80V82H124L123 85H124V88L123 90L125 91L126 89H131L129 91V95L125 98V97H122L121 94L119 92H117V87H121L119 85L116 84V81L112 78L109 77V75H104L102 76L101 73H105L106 71L110 70L109 67H106L104 66L103 64V57L100 61L97 60H90V62L86 63L84 61H76L74 60V56L76 58H79V57H85V56H88L86 55L89 54L90 57L94 55V53L97 54V52L95 51H92L91 49H83L80 47V49L78 48L80 45H81V42L80 41L79 43H75L78 39L76 37V40H74L73 42V39H71L72 41H70L69 39V42L65 41V40H62V39H65L67 36L68 37H72L73 36V33L72 32V29L71 27L67 26V25H62V24H55L54 26H49V27H46L45 29H42L40 30L38 33ZM180 32V31H179ZM187 33V31H185ZM196 32L199 33V31L197 30ZM208 32V30H207ZM206 32V33H207ZM210 32H213L212 30H210ZM217 32V31H216ZM216 32L214 33L215 36H216ZM85 33V30L84 32H82V34L84 35ZM87 33V32H86ZM195 34V32H193ZM205 33V34H206ZM221 35H222V32H220ZM234 33V32H233ZM238 33V32H237ZM236 33V34H237ZM28 34V33H27ZM88 34V33H87ZM185 34V33H184ZM213 34V35H214ZM228 34V33H227ZM226 34V35H227ZM235 34V33H234ZM12 36L11 38H17L15 36ZM81 35V33L79 34ZM178 36V34H176ZM188 34H186V37H187ZM197 35V34H196ZM203 35V34H202ZM219 35V32L218 34ZM225 35V36H226ZM65 36V38H61ZM191 36V35H190ZM189 36V37H190ZM193 36V34H192ZM198 36V35H197ZM209 36L208 34L205 35V37ZM230 36V35H229ZM228 36V38H229ZM232 36V35H231ZM2 37H4L6 40H8L7 36L5 33H2ZM1 37V38H2ZM82 37V35L80 36ZM86 37V35H85ZM175 37V36H174ZM185 37V38H186ZM195 38V36H193ZM200 37V35H199ZM204 37V36H203ZM210 37L212 38L213 36L210 35ZM219 37V36H218ZM217 37V39H218ZM223 37V36H221ZM264 37V36H263ZM61 38L62 41H59V39ZM114 38V37H113ZM182 38V36H181ZM180 36H179V39H181ZM202 38V37H200ZM200 38L198 39V41L200 40ZM210 38V39H211ZM215 38V37H214ZM213 38V39H214ZM32 39V38H31ZM68 39V38H67ZM119 39V38H118ZM174 39V38H173ZM173 39H169V41L173 42L172 40ZM197 39V38H196ZM195 39V42L197 41ZM208 39V37L206 38ZM231 39V38H230ZM80 40V39H79ZM168 40V39H167ZM185 40V39H183ZM187 40V39H186ZM194 40V39H193ZM193 40L191 39H188V41H184L185 44L183 43H180V42H183L182 40L181 41H177L179 42L178 44L175 43H171L170 45H172V47H161V57H160V60L162 59V56H164V61H166L167 59L168 60H171V61H174V59H177V58H180V56H182L183 54L182 53H185V52H188V49L191 48L192 46V42ZM212 40V39H211ZM216 40V39H215ZM226 40V39H224ZM232 40V39H231ZM15 41V40H14ZM18 41V43H17ZM50 41H54V43H56V41L58 43L54 44ZM202 41H204L202 39ZM52 43V45L49 43L48 46L45 45V43ZM116 42V41H115ZM120 42H122L120 40ZM119 42V43H120ZM187 42V43H186ZM194 42V43H195ZM201 43V41H199ZM214 42V41H213ZM34 46H38V44L40 43H44L45 46L43 47H40L38 46L39 48L37 49V51H33L34 49H31V51L29 53H24L22 52L21 50H24L25 47L29 46V44H31ZM82 43H85V42H82ZM89 43V42H88ZM69 44V45H67ZM74 44V45H73ZM87 44V43H86ZM168 44V43H167ZM182 44V45H181ZM88 45V44H87ZM90 45V44H89ZM121 47L123 46L121 43H120ZM169 45V44H168ZM167 45V46H168ZM174 45V46H173ZM200 45V44H198ZM65 49H63L62 47H65ZM125 46V45H124ZM195 46H197V44H195ZM264 46V45H263ZM129 47V46H128ZM193 47V46H192ZM77 48V50H76ZM124 48V47H123ZM133 49H135V47H131ZM195 48V47H194ZM200 47L196 48L199 50ZM75 49V52L74 50ZM83 49V50H82ZM130 49V48H129ZM12 51L11 53L8 52V51ZM91 50V51H89ZM124 50H126L124 48ZM131 50V49H130ZM136 50V49H135ZM193 50V49H192ZM195 50V49H194ZM193 50V51H194ZM255 50V49H254ZM261 50V49H260ZM18 51H21L18 53ZM134 51V50H133ZM192 51V52H193ZM197 51V50H195ZM201 51V50H200ZM240 51V50H239ZM242 51V50H241ZM264 51V50H263ZM252 52V51H251ZM23 53V54H22ZM126 52H123L122 55H124ZM135 53V52H134ZM255 52H253L254 54ZM264 54V52H262ZM27 54V56L25 55ZM30 54V55H29ZM241 54H243L241 52ZM250 53L247 52V58L245 56V59H241L243 60L245 63H247V61L249 60L248 57ZM261 54V55H263ZM14 55V54H13ZM239 55V54H238ZM79 56V57H78ZM244 55H242L241 57H243ZM260 56V55H258ZM82 57V58H83ZM204 57V56H203ZM235 57H240L239 56H235ZM234 57V59H235ZM263 57V56H262ZM82 58H79V59H82ZM89 58V56H88ZM87 58V60H88ZM137 58L139 59L138 61L139 62H144L143 61V56H140L138 57V54L135 53L133 55V60ZM145 58V57H144ZM264 58V57H263ZM51 59V62H49ZM197 59V58H196ZM232 59V60H234ZM238 59V58H237ZM235 59V60H237ZM262 59V58H261ZM261 59H260V62H261ZM78 60V59H77ZM86 60V59H84ZM132 60V61H133ZM241 60H237L235 64V61H234V66H236V70H239L240 69V65H242V61ZM48 61V62H47ZM159 61V60H158ZM198 61V60H197ZM196 61V62H197ZM241 61V63H240ZM3 62V63H4ZM151 62V61H150ZM233 62V61H232ZM257 62H259L257 60ZM262 62H264L262 60ZM114 65L115 66H123L124 67V63L119 61L118 59L117 60H114L113 61ZM161 63V62H160ZM240 63V65L238 66V64ZM172 64V63H171ZM17 65H20V67L22 66V71L24 72V74L21 75V73H18V69L19 67ZM231 65V64H230ZM248 65V64H247ZM262 65V64H261ZM158 66V65H157ZM238 66V67H237ZM255 66V65H254ZM260 66V65H259ZM18 67V68H17ZM133 67V66H132ZM183 67V66H182ZM227 67V66H226ZM262 67V66H261ZM112 68V67H110ZM222 68V67H220ZM220 68H218L220 70ZM263 68V72H264V67ZM8 68H6L5 66H0V72H4L6 71ZM114 69V68H113ZM185 70V68H183ZM217 69V70H218ZM251 69V68H250ZM254 69V68H253ZM261 69V68H259ZM143 70V69H141ZM224 70V69H221V71ZM232 70V69H231ZM230 68L228 71V73L231 71ZM234 69V71H236ZM242 70V69H241ZM243 70L246 71V69L243 68ZM113 71V70H112ZM123 71V70H122ZM145 71V70H144ZM147 71V69H146ZM183 71V70H182ZM226 71V72H227ZM233 71V70H232ZM245 71L244 73H241V75L245 74ZM248 71V70H247ZM258 71H261V70H258ZM11 72V73H12ZM141 73H139L137 71V73L134 74L135 77L137 76H140V74H142V71H140ZM185 72V71H184ZM186 72H188L186 70ZM224 72V71H223ZM225 72V73H226ZM243 72V71H242ZM255 72V71H253ZM133 73V72H132ZM181 73V72H180ZM183 73V72H182ZM193 73V72H191ZM221 73V72H220ZM227 73V74H228ZM233 73V72H231ZM230 75H233L231 74ZM236 73H240V72H236ZM259 73V72H258ZM184 74V73H183ZM247 74V72H246ZM255 74V73H253ZM1 75V74H0ZM40 75H42V77H40ZM64 75V76H63ZM80 75H87V76H90V77H93L95 80L97 81H93V87L90 88L89 90V95H86V94H81V95H75L73 94V91H70L68 90L69 88L73 87V84H79L80 82L75 80V78L79 77ZM163 75V74H162ZM178 75V72L177 74ZM181 75V74H180ZM235 75V74H234ZM260 76L262 74H259ZM86 76V77H87ZM121 76V75H120ZM245 76V75H244ZM252 76V75H251ZM263 76V75H262ZM89 77V78H90ZM99 77V78H98ZM259 77V76H258ZM84 78V77H83ZM81 78V79H83ZM139 78V77H138ZM172 78V77H171ZM80 79V77H79ZM78 79V80H79ZM80 79V80H81ZM85 79V78H84ZM83 79V80H84ZM120 79V78H119ZM135 79V78H134ZM133 79V80H134ZM161 79H164L163 77ZM222 79V78H221ZM259 79V78H258ZM261 79L263 80L264 78L261 77ZM48 80H56V81H66L64 83L68 84L70 87L67 89L66 87H57L56 85H53L54 86V89H53V92L50 91V90H43L40 86L41 83H47ZM90 80V79H89ZM93 80V79H92ZM143 80V79H142ZM145 80V81H146ZM157 80V81H156ZM137 81V79H136ZM143 81V82H145ZM257 81V80H256ZM264 81V80H263ZM59 82V83H60ZM83 82V81H82ZM85 82L88 83V81L86 80ZM91 82V81H90ZM138 82V81H137ZM148 82V81H146ZM8 83V86H6V84ZM177 83V82H176ZM58 84V83H56ZM171 84V83H170ZM133 85V86H132ZM173 85H169V87H172ZM79 87V86H77ZM84 87H87V86H84ZM173 88H175L173 86ZM172 90V89H171ZM221 90V88H220ZM181 91V90H180ZM183 91V90H182ZM174 93L172 95V93ZM177 92V91H176ZM222 92V91H221ZM88 93V92H87ZM95 95H98L99 96V99H97V101L93 100L91 101L90 99L92 98L91 95L93 94ZM182 95L181 92H178V95ZM218 93V92H217ZM185 94V93H184ZM208 94V93H207ZM219 94V93H218ZM186 95V94H185ZM194 95V94H193ZM192 95V96H193ZM216 95V94H215ZM176 96V94H175ZM185 97V96H184ZM200 97V96H198ZM219 97V96H218ZM97 98V96H93V99ZM196 98V97H195ZM202 98L204 99L203 95H202ZM255 98V97H254ZM184 99V98H183ZM189 99V98H188ZM200 99V98H199ZM207 99V97H206ZM259 99V98H257ZM256 99V101H258ZM154 100H160L161 103L160 104H156L154 102ZM181 100L182 99H179L180 103H181ZM185 100V99H184ZM191 100V99H190ZM193 100V99H192ZM209 100V99H208ZM159 101V102H160ZM183 101V100H182ZM201 101V100H200ZM237 101V108L236 110L239 111V116L240 115H243L245 113H248L249 110L251 109L252 106H250L248 104V101L244 98V96H239L238 99L236 100ZM260 101H261V98H260ZM264 101V100H263ZM178 102V101H177ZM208 102V101H207ZM194 103V102H193ZM251 103V102H250ZM255 103V102H253ZM260 103V102H259ZM264 103V102H262ZM175 104H176V101H175ZM192 104V103H191ZM195 104V103H194ZM198 104V103H197ZM201 104V103H200ZM259 105V104H258ZM57 107V108H54L56 110L54 111H49L48 107ZM192 106V105H191ZM196 106V105H195ZM15 107V108H14ZM193 107V106H192ZM258 107V106H257ZM48 108V109H47ZM165 108V109H166ZM195 108V107H194ZM254 108V107H253ZM16 109V110H15ZM149 109V108H148ZM149 109V110H150ZM160 109V108H159ZM163 109V108H162ZM168 112L169 113V111ZM178 109L180 110V108L178 107ZM192 109V108H191ZM52 110V109H51ZM153 110V109H152ZM170 110V109H169ZM178 110V111H179ZM197 110V109H196ZM253 110V109H252ZM154 111V110H153ZM152 111V112H153ZM177 111V110H176ZM177 111V112H178ZM264 111V109H263ZM148 112V111H147ZM157 112H155V114L157 115ZM163 112V111H161ZM237 112V111H236ZM19 113V114H20ZM165 114V112H163ZM172 113V112H171ZM196 113V112H195ZM198 113V112H197ZM253 113V111L251 112ZM260 113V112H258ZM130 114V115H129ZM132 114V116H133ZM141 116L144 117V115H142V113H140ZM139 114V115H140ZM145 114V113H144ZM154 114V112H153ZM161 114V113H160ZM173 114H176L173 113ZM235 114V113H234ZM237 114V113H236ZM235 114V115H236ZM167 115V114H166ZM165 115V116H166ZM179 115V113H178ZM184 115V114H183ZM197 115V114H196ZM247 115V114H246ZM250 115V113H249ZM260 115V114H259ZM138 116V115H137ZM151 116V114L149 115ZM180 116V115H179ZM226 116H229V115H226ZM244 116V115H243ZM255 116V115H254ZM147 118V116H145ZM153 117V116H152ZM151 117V118H152ZM157 117V116H155ZM173 117V116H172ZM234 117V116H233ZM138 118H140V116H138ZM138 118H137V121H138ZM154 118V117H153ZM182 118V116H181ZM201 118H203L201 116ZM206 118V117H205ZM145 119V118H144ZM163 119V118H161ZM160 119V120H161ZM184 119V118H183ZM234 119V118H233ZM240 119V118H239ZM250 119V117H249ZM143 120V119H142ZM153 120V119H152ZM155 120V119H154ZM157 120V118H156ZM155 120V121H156ZM186 120V119H185ZM194 120V118H193ZM205 120V119H204ZM230 121H232L231 119H229ZM237 120V119H236ZM140 121V119H139ZM149 120H147L146 122H148ZM161 121H164V120H161ZM161 121H159L161 123ZM222 121V120H221ZM144 122V121H143ZM151 123V121H149ZM148 122V123H149ZM175 122V121H173ZM172 122V123H173ZM181 122V121H180ZM200 122V121H198ZM224 122V121H223ZM243 122V120H242ZM148 123H145V124H148ZM149 123V124H150ZM158 123V122H157ZM165 123V122H164ZM171 123V125H172ZM178 123V122H177ZM196 123V122H195ZM220 123V122H219ZM227 123V122H226ZM244 123V122H243ZM81 124H85L87 125L86 128H85V131H91V133H88L89 135V140L88 142L92 145V149L90 151H88V154L85 155L84 153L83 154H78L79 155V160L77 159H74L76 161L73 162V157L75 156H69V162L67 164V166L63 167V163H64V159L63 158H59L55 152L56 148H57V145L59 142L63 141L65 143H68L67 145L69 146V148L71 149V151H73V132H76L78 129H79V125ZM132 123H130L131 125ZM153 124V123H152ZM163 124V123H162ZM161 124V126H162ZM166 124V123H165ZM164 124V125H165ZM173 124H176V123H173ZM179 124V123H178ZM177 124V125H178ZM181 124V123H180ZM183 124V123H182ZM181 124V125H182ZM189 124V123H188ZM186 124V125H188ZM209 124V123H208ZM222 124V123H220ZM264 124V123H263ZM84 125V126H85ZM154 125V124H153ZM176 125V126H177ZM202 125V124H201ZM224 125V124H222ZM234 125V124H232ZM138 126H139V122H138ZM166 126H169L171 127L170 125H166ZM196 126V125H195ZM200 126V125H199ZM204 126V125H203ZM113 127V128H112ZM136 127V126H135ZM142 127V126H141ZM145 127V126H144ZM174 127V126H173ZM183 127V125L180 127L179 125V131L180 129ZM185 127V125H184ZM183 127V128H184ZM198 127V126H197ZM210 127V126H209ZM212 127V125H211ZM230 127V126H229ZM234 127V126H232ZM81 128V127H80ZM83 128V127H82ZM122 128V129H123ZM168 128V127H167ZM178 128V127H177ZM176 128V129H177ZM189 128V127H188ZM199 128V127H198ZM222 128V127H221ZM228 128V127H227ZM231 128V127H230ZM235 128V127H234ZM129 129V128H127ZM142 129V128H141ZM145 129V128H143ZM147 130H149L147 127H146ZM186 129V127H185ZM237 129V128H235ZM234 129V131H235ZM254 129V128H253ZM1 130V129H0ZM3 130V128H2ZM146 130V131H147ZM154 130V129H153ZM156 130V129H155ZM197 130V129H196ZM226 130V129H225ZM114 131V130H113ZM150 131V130H149ZM148 131V132H149ZM229 131V129H228ZM232 131V130H231ZM256 131V130H255ZM116 132V131H115ZM124 132V131H123ZM122 132V133H123ZM130 132V130L128 131ZM145 133V131H142ZM146 132V133H148ZM152 132V130H151ZM154 132V131H153ZM190 132V131H189ZM238 132V130L235 131V133ZM254 132V131H253ZM112 133V132H110ZM114 133V132H113ZM118 133V132H116ZM116 133L115 135H111L110 136L112 137H109L107 136L108 138H111L113 139V137L115 138L116 136ZM138 132H136L137 134ZM183 133V132H181ZM219 133V132H218ZM223 132H221V135ZM226 133V132H225ZM1 132H0V142L2 141L1 140ZM125 134V133H124ZM123 134V135H124ZM153 134V133H151ZM151 134H145V135H149L151 136ZM232 134L234 135V133L232 132ZM231 134V136H232ZM240 134V133H239ZM238 134V135H239ZM258 134V133H257ZM6 135V134H5ZM87 135V136H88ZM118 135V134H117ZM127 135V134H126ZM125 135V136H126ZM183 135V134H182ZM226 135V134H224ZM138 136V134H137ZM166 136V135H165ZM169 136V134H168ZM230 136V137H231ZM241 136V135H239ZM253 136V134H252ZM258 136V135H257ZM106 137V138H107ZM121 137V136H120ZM140 139L142 136H138ZM148 137V136H147ZM183 137V136H182ZM216 137H217V133H216ZM220 137H223V136H220ZM234 137V136H233ZM236 137V136H235ZM242 137V136H241ZM83 138V137H82ZM86 138V137H85ZM84 138V139H85ZM169 138V137H168ZM172 138V137H171ZM212 138V137H211ZM215 138V136H214ZM218 138V137H217ZM224 138V137H223ZM222 138V139H223ZM226 138V136H225ZM248 138V137H246ZM5 139V138H4ZM88 139V138H87ZM118 138L116 137V140ZM166 139H167V136H166ZM170 139V138H169ZM167 139V140H169ZM237 139V138H235ZM241 139V138H240ZM260 139V138H259ZM83 140V139H82ZM115 140V139H114ZM134 140V139H133ZM233 140V138H232ZM255 140V139H254ZM253 140V141H254ZM136 141V140H135ZM171 141V140H170ZM174 141V140H173ZM182 141V140H181ZM251 141V140H250ZM139 142V141H138ZM146 142V141H145ZM225 142V140H224ZM238 142V141H237ZM242 142V141H241ZM247 142V141H245ZM252 142V141H251ZM263 142V141H262ZM173 143V142H172ZM178 143V142H177ZM176 143V144H177ZM233 143V142H232ZM255 143V142H254ZM257 143H260V142H257ZM264 143V142H263ZM263 143H262V146H263ZM62 144V142L60 143ZM111 144V143H110ZM223 145V143H221ZM225 144V143H224ZM242 144V143H241ZM118 145V144H117ZM170 145V144H169ZM175 145V144H174ZM227 145V144H226ZM233 145V144H232ZM231 143H230V146H232ZM234 145H236V143H234ZM254 145V144H253ZM229 145H227L228 147ZM229 146V147H230ZM108 146H106L105 148H107ZM111 147V146H110ZM116 147V146H115ZM168 147H171V146H168ZM68 148V149H69ZM102 148V149H103ZM174 148V147H173ZM179 148V147H178ZM253 148V147H252ZM257 148V147H256ZM261 148V146L259 147ZM42 149V150H40ZM45 149V150H44ZM59 149V148H58ZM168 149V148H167ZM177 149L176 147L173 149L175 150ZM238 149V148H237ZM109 150V149H108ZM130 150V149H129ZM178 150V149H177ZM176 150V151H177ZM221 150V149H219ZM253 150V149H252ZM251 150V151H252ZM259 150V149H258ZM257 150V151H258ZM264 150V149H263ZM262 150V151H263ZM104 151V152H103ZM107 151V150H106ZM112 151V150H111ZM175 151V152H176ZM179 151V150H178ZM177 151V152H178ZM222 151V150H221ZM220 151V152H221ZM229 151V150H228ZM244 151V149H243ZM255 151V150H254ZM253 151V153H254ZM110 152V151H109ZM115 152V150H114ZM242 153V151L240 150L239 153ZM129 153V152H128ZM238 153V154H239ZM249 153V152H248ZM256 154L255 155H251L253 156L254 158L251 160V158H249L251 160V162L249 161H246L244 163H242L240 168H232L230 167V170H232V173L235 172L233 170H236L238 169L239 170H246L248 171V169H250L251 167L253 166H256V168H260V167H264V158H263V155L264 153H261L262 155L257 154V152H255ZM126 154V153H125ZM135 154V153H134ZM168 154V153H167ZM122 155V154H121ZM224 155V154H223ZM231 155V154H230ZM240 155V154H239ZM247 155V154H246ZM124 156V155H123ZM127 156V157H126ZM157 157V156H156ZM224 157V156H223ZM239 158V157H238ZM247 158V157H245ZM232 159V158H231ZM242 159L243 158V155H242ZM38 161L40 162V164L36 167H31V168H25L24 165V169H20V168H23L22 164L25 163L26 165V162H29V161ZM241 160V158L239 159V161ZM248 160V158H247ZM232 161V160H230ZM244 161V160H243ZM225 161H223L224 163ZM241 162V161H240ZM161 164V163H160ZM172 164V163H171ZM231 164V163H230ZM229 164V165H230ZM223 165V164H222ZM221 165V166H222ZM75 166V167H74ZM238 166V167H239ZM20 167V168H19ZM74 167V168H73ZM166 167V166H165ZM168 167V166H167ZM166 167V171L171 169L169 167V169H167ZM162 170H163V165H161L160 167ZM253 169V170H256ZM73 169L75 171L77 170H81L83 171L82 173H80L77 177H75L76 175L75 174H78V173H75L73 175ZM222 169H223V166H222ZM261 169V168H260ZM143 170H146V173H143L142 171ZM165 170V169H164ZM251 169V171H253ZM264 170V169H263ZM170 171V170H169ZM222 171V170H221ZM250 171V170H249ZM258 171V170H257ZM80 172V171H79ZM159 172V171H158ZM245 172V171H244ZM157 173V172H156ZM165 173V172H164ZM167 173V172H166ZM237 173V172H236ZM234 173V174H236ZM162 176L164 175L163 172L161 173ZM225 174V173H224ZM223 174V175H224ZM239 174V173H237ZM243 174V173H242ZM100 176V177H94V176ZM168 175V174H167ZM167 175L165 174V182L167 180H169L167 178ZM226 175V174H225ZM228 175V174H227ZM241 175V174H240ZM245 175V174H243ZM229 176V175H228ZM242 176V175H241ZM123 177V176H122ZM170 177V176H169ZM226 177V176H225ZM238 177V176H237ZM3 179V178H2ZM88 179H93L95 180V182L91 183V185L93 186L91 188V191H88L89 188L87 187V192H85V194L83 195V193H79L81 196H77L75 194V196H73V190L75 188H78L77 187V181L81 180V181H86ZM163 179V178H162ZM219 179V178H218ZM1 180V179H0ZM140 180L142 182H140ZM121 181V180H119ZM158 180H156L157 182ZM161 181V179H160ZM158 181V182H160ZM228 181V180H227ZM80 182V181H79ZM145 183L147 181H144ZM155 182V180H154ZM163 182V183H165ZM137 183V184H136ZM142 183V184H141ZM162 183V185H163ZM249 183V182H248ZM88 184V183H86ZM84 184V186L86 185ZM166 184V183H165ZM163 185L165 187H167L168 189V186L166 185ZM80 185V184H78ZM90 185V184H89ZM88 185V186H89ZM118 185L115 184L114 186ZM146 187H149V188H153V184L152 183H147V184H144ZM160 186L161 185V182L159 184ZM80 187V186H79ZM117 187V186H116ZM115 187V188H116ZM144 187V186H143ZM142 187V188H143ZM170 187V185H169ZM83 188V187H82ZM141 188V189H142ZM86 189V188H85ZM166 189V190H167ZM171 189V188H170ZM84 190V188H83ZM142 190H145V189H142ZM141 190V191H142ZM163 190H164V187H163ZM9 191V193H8ZM11 191V192H10ZM13 191V192H12ZM169 191V190H167ZM242 191V190H240ZM83 192V191H82ZM143 192V191H142ZM141 192V194H143ZM107 193V192H106ZM111 193V192H110ZM132 193V194H131ZM150 193V192H149ZM147 193L146 196L144 197H148L153 194V192H151V194ZM236 193V192H235ZM239 193V192H238ZM242 193V192H240ZM248 193V192H247ZM24 194V192H23ZM131 194V195H130ZM166 194V193H165ZM164 194V196H165ZM234 194V193H233ZM243 194V193H242ZM140 195V194H138ZM137 195V196H138ZM154 195V194H153ZM232 195V194H231ZM236 195V194H235ZM235 195L228 198L227 202L225 201V207L224 208V213L221 214L223 215L222 219L219 221V223L217 225H219V227L217 226V230L219 228V232H220V228H224V225L227 221V218H229V215H231L234 211V209L236 208L235 204H236V201L237 199L235 198ZM241 195V194H240ZM245 195V194H244ZM18 196V195H17ZM20 196V195H19ZM114 196V195H113ZM152 196V195H151ZM150 196V197H151ZM170 196V195H169ZM243 196V195H242ZM22 197V195H21ZM21 197L17 200H21ZM108 197V196H107ZM147 197V198H148ZM150 197H149V200H147L148 202L150 201ZM248 197V196H247ZM14 198V197H13ZM24 198V197H23ZM109 198V197H108ZM132 198V197H131ZM130 198V199H131ZM146 198V199H147ZM152 198V197H151ZM240 198H244L243 197H240ZM28 199V200H29ZM110 199V198H109ZM117 199V197H116ZM133 201L134 199L136 200V198H132ZM143 200H145L144 198H142ZM166 199V198H165ZM239 199V198H238ZM103 200V199H102ZM118 200V199H117ZM119 200L121 201V199L119 198ZM125 200V199H124ZM153 200V199H151ZM226 200V199H225ZM236 200V201H235ZM245 200V199H244ZM247 200V201H246ZM245 202L247 203L248 202V199L246 198ZM8 201V200H7ZM43 201V202H42ZM123 201V200H122ZM146 201V200H145ZM167 202V199L165 200ZM24 202V201H23ZM123 202H126L123 201ZM9 203H14V202H9ZM128 203V202H127ZM134 203V202H132ZM152 205L153 203H155V201L153 200V202H151ZM169 203V202H167ZM238 203V202H237ZM242 203V202H241ZM6 204H8L6 202ZM27 204V203H25ZM89 204V203H88ZM124 204V203H123ZM136 204V202H135ZM138 204V202H137ZM141 204V202H140ZM139 204V205H140ZM149 204V203H148ZM157 204V202H156ZM12 205H15L12 204ZM18 205V204H16ZM15 205V206H16ZM85 205V204H84ZM127 205V204H126ZM125 205V206H126ZM163 205V204H162ZM161 205V206H162ZM9 206V204H8ZM7 206V207H8ZM94 206V205H93ZM143 208H145L144 206L145 205H142ZM150 206V205H148ZM157 206V205H156ZM164 206V205H163ZM162 206V207H163ZM166 206V205H165ZM169 206V204H168ZM166 206V208L168 207ZM228 206L227 209H225L226 207ZM246 206V205H245ZM13 207V206H12ZM129 207V206H128ZM155 207V206H154ZM159 207V206H157ZM247 207V206H246ZM10 208V207H9ZM93 208V207H92ZM134 208V206L132 207ZM151 208V207H150ZM149 208V209H150ZM165 208V207H164ZM12 209V208H11ZM77 209V208H76ZM91 209V208H90ZM94 209V208H93ZM140 209V208H139ZM138 209V211H139ZM154 209V208H153ZM152 209V210H153ZM157 209V208H155ZM239 209V207L236 208V210ZM245 209V207H244ZM247 209V208H246ZM88 210V208H87ZM86 210V211H87ZM95 210V209H94ZM108 210V209H107ZM146 210V208H145ZM158 210V209H157ZM161 210V209H159ZM168 210H165V212L167 211V214H168ZM170 210H172V208H170ZM223 210V209H222ZM64 211V212H65ZM127 211V210H126ZM142 212V210H140ZM162 211V210H161ZM164 211V210H163ZM203 211V210H202ZM71 212H69V214L67 215L69 217V215L71 214ZM79 212V211H78ZM85 211H81V213H83ZM101 212H104L101 211ZM107 211H105V215H110V213L106 214ZM147 213L149 212L148 209L146 211ZM158 212V211H157ZM246 212V211H245ZM248 212V211H247ZM264 212V211H262ZM60 213V212H58ZM76 213V212H75ZM74 213V214H75ZM80 213V214H81ZM137 213V212H136ZM134 212V215L136 214ZM146 213V214H147ZM154 213V212H153ZM222 213V212H221ZM250 213V212H248ZM252 213V212H251ZM53 214V215H52ZM73 214V213H72ZM79 214V215H80ZM89 214V213H88ZM142 214V213H141ZM140 214V215H141ZM145 214V213H144ZM256 214V213H255ZM260 214V213H259ZM264 214V213H263ZM52 215V218H50V216ZM56 215H60V214H56ZM76 215V214H75ZM98 215H100V213H98ZM121 215V214H120ZM139 215V219L142 217H140ZM143 215V214H142ZM148 215V214H147ZM147 215H144L146 218H141L140 219V222L135 219V217H133V215H131V218L133 217V219H135V221H138L137 224L138 226H136L135 228L139 227L138 230H134V231H129L127 232L126 230L123 231L122 228H124L125 226H127L126 224H123L124 221H120L122 219H117V217H115L114 219L115 220H118V221H114L116 223H112V226H106V227H103L101 229H97L96 232L92 233L91 237H92V242H91V248L89 249V251L87 252L88 256L90 257L89 259V262H83L84 264H101L103 263L104 261H109L111 258H107L109 257L111 254L113 253H116L118 252L117 250V247L121 248L119 251H123L122 253H124V250L126 251L127 249L129 248H136L135 250L138 252L137 253V258L138 260L136 261H141L143 259L140 260L141 257L144 258V256L147 254L149 255L150 257L153 256V259L154 261L156 262L155 258L158 257V255H153L152 253L148 254L149 252H151L150 250L151 249H155V251H159V254H160V251L161 254L163 253L164 255L161 256L162 257V262H167V264L170 263V261H174L176 264H184L185 262L189 261L190 260V255H192L193 253H191L190 255L188 254L189 251L187 249V244L188 242H185L184 244H181L179 246L178 244V240L176 242H174V244H178V247L176 245L175 248L177 249H173V245H172V241L173 239L170 240V235L171 232H169V229H168V232H167V229L163 230V228H160L163 230L162 233L160 232H157L158 229L155 231H153V229L150 227V224L151 225H154V223H158V219H156V221H152L154 222L153 224L151 223V220L155 217L153 216V218L151 219L150 217H148ZM154 215H156L154 213ZM253 213L251 215H249V218H247L246 220H244L245 222H242L240 221L241 223H244L246 225V223H249L250 222V218L253 219ZM64 216V214L62 215V217ZM71 216V215H70ZM73 216V215H72ZM71 216V217H72ZM88 216V215H87ZM91 216V215H90ZM94 216V215H93ZM137 216V215H136ZM161 215H159L160 217ZM208 216V215H207ZM210 216V215H209ZM208 216V217H209ZM259 215H257L258 217ZM264 216V215H262ZM55 217V215H54ZM81 217V216H80ZM100 217V216H99ZM109 217V216H108ZM111 217V216H110ZM109 217V219H111ZM129 217V216H128ZM168 217V216H167ZM170 217V216H169ZM168 217V218H169ZM240 217V215H239ZM9 219V220H6V219ZM65 218V217H64ZM67 218V217H66ZM70 218V217H69ZM79 218V217H78ZM82 218V217H81ZM85 218V217H84ZM90 218V217H89ZM98 218V217H97ZM102 218V217H101ZM107 218V217H106ZM138 218V216L136 217ZM150 218V219H148ZM180 218V217H179ZM190 218V217H189ZM219 218H221L219 216ZM244 218V217H242ZM261 218V217H260ZM259 218V219H260ZM5 219V220H4ZM63 219V218H62ZM61 219V220H62ZM73 219V217H72ZM108 219V218H107ZM126 219V218H125ZM129 219V218H128ZM166 219V217H165ZM171 219V218H169ZM174 219H177V218H174ZM210 219V218H208ZM258 219V218H256ZM258 219V221H259ZM64 220V219H63ZM101 220V219H100ZM112 220V219H111ZM124 220V218L122 219ZM132 220V219H131ZM180 220V219H179ZM182 220V219H181ZM240 219L237 220V222H239ZM54 221V222H53ZM71 223H74L72 222V220H70ZM75 221V220H74ZM77 221V220H76ZM109 221V220H108ZM113 221V220H112ZM128 221V220H127ZM174 221V220H171V222ZM231 221V220H229ZM228 221V222H229ZM249 221V222H248ZM253 221V220H252ZM255 221V220H254ZM180 222V221H178ZM184 222V221H183ZM181 222V223H183ZM227 222V223H228ZM127 223V222H125ZM164 224H162V226L164 225H167L168 222H167V219L165 221H163ZM255 223V222H254ZM91 224V223H90ZM161 224V223H160ZM170 221H169V226L168 227H171L170 226ZM173 224V223H172ZM184 224V223H183ZM238 224V223H237ZM240 224V223H239ZM238 224V226H239ZM77 225H74V228H77ZM85 225V224H84ZM87 225V224H86ZM89 225V224H88ZM93 225V224H92ZM91 225V226H92ZM215 225V224H214ZM249 225V224H248ZM247 225V226H248ZM69 226V225H68ZM67 226V227H68ZM129 226V225H128ZM135 226V225H134ZM156 226L158 227H162L160 226L159 224H156ZM242 226V224H241ZM246 226V227H247ZM71 229H72V226H70ZM68 227V228H70ZM83 227V226H82ZM81 227V228H82ZM87 227V226H86ZM166 227V226H165ZM167 227V228H168ZM176 227V226H175ZM181 227H182V224H181ZM187 227V226H186ZM232 227V226H231ZM240 227V226H239ZM244 227V226H243ZM66 227H64L65 229ZM91 228H95V227H91ZM97 228V227H96ZM237 228V227H236ZM241 228V227H240ZM258 228V227H257ZM256 228V229H257ZM260 228H263L260 227ZM78 229H79V225H78ZM77 229V230H78ZM89 229V228H87ZM131 229V228H130ZM173 229V228H172ZM228 229V228H227ZM75 230V229H74ZM80 230H85L86 231V228L84 227V229H80ZM79 230V231H80ZM133 230V229H132ZM161 230V231H162ZM177 230V229H176ZM187 230V229H186ZM191 230V229H190ZM236 230V229H235ZM233 230V231H235ZM242 230V229H241ZM247 230V229H246ZM245 230V231H246ZM260 230V229H259ZM61 231V230H60ZM64 231V230H63ZM82 231V232H83ZM123 231V232H122ZM188 231V230H187ZM225 231V230H224ZM232 231V232H233ZM238 231V230H237ZM244 231V230H243ZM252 231H255L252 230ZM252 231H249V232H252ZM263 231V229H262ZM56 232V231H55ZM65 232V231H64ZM81 232V231H80ZM79 232V233H80ZM90 232V231H89ZM93 232V231H91ZM218 232V231H217ZM219 232L217 233V238H219ZM242 232V231H241ZM247 232V231H246ZM259 232V231H258ZM257 231L254 232V233H258ZM73 233V232H71ZM193 233V232H192ZM200 233V232H199ZM207 233V232H205ZM223 233V232H222ZM62 234V233H61ZM184 234V233H183ZM225 233H223L222 235H224ZM227 234V233H226ZM231 234V233H230ZM234 234V233H232ZM246 235V233H244ZM249 234V233H248ZM252 234V233H251ZM251 234H249L251 236ZM84 235L86 236V233H84ZM89 235V233L87 234ZM175 235V234H174ZM208 237H209V234H207ZM213 235V234H212ZM239 235V234H238ZM243 235V233H242ZM244 235V236H245ZM254 234H252L253 236ZM56 236V235H54ZM170 236V237H169ZM191 236V235H190ZM204 236V235H203ZM216 234L213 236L215 237ZM230 236V235H229ZM249 236V237H250ZM250 237L251 240H248L249 241V244L251 245L250 242L253 241V238L255 239V242L252 244L253 245V253L251 252V254H253L252 256L248 255V257L251 258V260H249L251 262V264H264V246L262 247L261 245L264 243V238L262 237L261 233L259 232V234L257 235H254V237ZM58 237V236H57ZM173 237V236H172ZM189 237V235H188ZM199 238V236H196ZM207 237V236H206ZM227 236H225L224 238H226ZM246 237V236H245ZM194 238V237H192ZM221 238V237H220ZM223 238V237H222ZM240 238V237H239ZM238 238V239H239ZM242 238V237H241ZM248 238V239H250ZM72 239V238H71ZM185 239V238H184ZM191 239V238H190ZM206 239V238H205ZM209 238H207L208 240ZM214 238H212L213 240ZM216 239V238H215ZM230 239V238H229ZM181 240V239H180ZM186 241H188V238L185 239ZM192 240V239H191ZM201 240V239H200ZM217 240V239H216ZM219 240V239H218ZM217 240V241H218ZM221 240V239H220ZM224 240V239H223ZM241 240V239H239ZM247 240V239H246ZM175 241V240H174ZM197 241V239L195 240V242ZM179 242H182L179 241ZM194 242V241H193ZM194 242V243H195ZM211 242V241H210ZM209 244L212 243V245H214V241L211 242ZM238 242V241H237ZM158 243H163L162 246L160 247ZM190 243V242H189ZM202 243V240L201 242ZM238 243H241L240 241ZM248 243V242H247ZM71 244V243H70ZM75 244V243H74ZM187 244V245H185ZM197 244V243H196ZM216 244V243H215ZM248 244V245H249ZM63 245V244H61ZM158 245V246H157ZM174 245V246H175ZM185 245V246H183ZM212 245H208L206 249H209L211 248V250L213 249V247L215 248V246H212ZM235 245V244H234ZM242 245V244H241ZM249 245V246H250ZM49 246V245H48ZM60 246V245H59ZM73 246H76L73 245ZM201 246V245H200ZM218 246V245H217ZM54 247V246H53ZM61 247V246H60ZM72 247V245H71ZM159 247V248H158ZM191 247V246H189ZM57 248V249H56ZM74 248V247H73ZM202 248H203V245H202ZM65 251L67 248H64ZM196 249V248H195ZM249 249V248H247ZM60 250H62L60 252ZM88 250V249H87ZM194 250V249H193ZM199 250V249H198ZM197 250V251H198ZM204 250V249H203ZM239 250V249H238ZM251 250V249H250ZM128 251V250H127ZM126 251V252H127ZM196 251V250H195ZM194 251V252H195ZM224 251V250H222ZM70 251H68L69 253ZM73 252H75L73 250ZM85 252V251H84ZM148 252V253H147ZM191 252V250H190ZM193 252V251H192ZM214 252V251H213ZM121 254V252H118ZM212 252H209V259H207L206 261H211V257L213 255H211ZM245 253L249 254L247 251H245ZM114 254V255H116ZM197 254H199L197 252ZM208 254V253H207ZM246 254V256H247ZM78 255V254H76ZM83 255V253H82ZM119 255V254H118ZM122 255V254H121ZM124 255H126L124 253ZM196 255V254H195ZM203 255V253H202ZM73 256V254H72ZM112 256V255H111ZM123 256V255H122ZM194 256V255H192ZM206 256V255H205ZM204 256V257H205ZM211 256V257H210ZM223 256V255H222ZM75 257V256H73ZM77 257V256H76ZM208 258V256H206ZM247 257V258H248ZM63 258V259H65ZM123 258V257H122ZM136 258V257H135ZM149 258V257H148ZM160 258V257H159ZM203 258V257H202ZM222 258H219L220 260H218V262L220 261V263L218 264H224L222 262ZM72 259V258H71ZM70 259V260H71ZM115 259V257H114ZM153 259H148L147 261H153ZM197 259V258H196ZM217 259V257H216ZM225 259V257H224ZM243 259V258H242ZM76 260V259H75ZM165 260V261H164ZM194 260V259H193ZM69 261V260H68ZM67 261V263H68ZM191 261V260H190ZM195 261V260H194ZM193 261V262H194ZM205 261V260H204ZM213 261V260H212ZM211 261V262H212ZM215 261V260H214ZM213 261V262H214ZM226 261V260H225ZM247 259H243L240 264H246L247 262ZM78 262V261H76ZM104 262V263H106ZM145 262V261H144ZM143 262V264H145ZM165 262V264H166ZM215 262V263H216ZM66 263V262H64ZM81 264V262H78ZM206 263V262H205ZM61 264V263H60ZM63 264V262H62ZM74 264V263H73ZM152 264V263H151ZM157 264V263H156ZM161 264V263H159ZM164 264V263H162ZM171 264V263H170ZM188 264V263H186ZM207 264V263H206ZM209 264H212V263H209ZM214 264V263H213Z\"/></svg>",
  "mask_w": 264,
  "mask_h": 264
}]
</instances>
